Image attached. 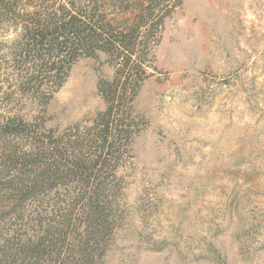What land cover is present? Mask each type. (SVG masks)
<instances>
[{"label":"rangeland","instance_id":"obj_1","mask_svg":"<svg viewBox=\"0 0 264 264\" xmlns=\"http://www.w3.org/2000/svg\"><path fill=\"white\" fill-rule=\"evenodd\" d=\"M154 55L105 264H264V0H183ZM112 74L103 55L78 59L46 127L91 120Z\"/></svg>","mask_w":264,"mask_h":264},{"label":"trees","instance_id":"obj_2","mask_svg":"<svg viewBox=\"0 0 264 264\" xmlns=\"http://www.w3.org/2000/svg\"><path fill=\"white\" fill-rule=\"evenodd\" d=\"M182 4L0 0V264H105L127 212L131 145L147 125L135 101ZM100 55L113 69L97 82L104 109L46 127L72 66Z\"/></svg>","mask_w":264,"mask_h":264}]
</instances>
